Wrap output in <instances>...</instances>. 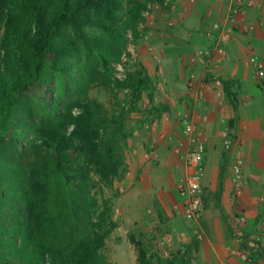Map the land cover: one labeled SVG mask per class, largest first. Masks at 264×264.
<instances>
[{"label":"trees","instance_id":"trees-1","mask_svg":"<svg viewBox=\"0 0 264 264\" xmlns=\"http://www.w3.org/2000/svg\"><path fill=\"white\" fill-rule=\"evenodd\" d=\"M152 1L0 0V264H112L104 249L118 223L102 194L123 177L136 116L153 109L142 105L153 81L127 48ZM129 241L138 264H192L197 248L163 258ZM252 241L239 248L255 264L264 250Z\"/></svg>","mask_w":264,"mask_h":264},{"label":"crops","instance_id":"crops-1","mask_svg":"<svg viewBox=\"0 0 264 264\" xmlns=\"http://www.w3.org/2000/svg\"><path fill=\"white\" fill-rule=\"evenodd\" d=\"M243 1V13L230 22L232 0H153L139 26L140 37L128 46L153 81L152 102L144 98L142 103L143 108L153 109L136 116L139 121L125 148L124 174L115 184L121 192L118 212L126 218L125 223L138 224L145 239H150L153 230H162L176 251L197 244L192 264H250L231 252L239 246L234 223L243 218L237 223L241 237L255 234L257 220L261 226L264 78L255 81L251 72L254 54L264 63V0ZM213 23L222 25L221 31L226 27L232 30L220 47L215 43L219 31L208 35ZM207 49L213 50V59L203 57ZM191 74L206 92L205 102L198 107L187 92ZM226 89L236 97V111L225 96ZM192 111L208 118L202 127L204 196L200 217L185 221L175 188L185 167L176 150L186 147L179 114ZM225 131L233 135L231 152L223 149ZM236 150L243 156L245 187L240 196L233 191ZM126 206L132 210L131 217L125 215ZM176 208L179 213L173 210ZM152 223L159 227L151 229ZM196 232L202 234L201 240L195 237ZM255 264H264L263 254Z\"/></svg>","mask_w":264,"mask_h":264},{"label":"built area","instance_id":"built-area-1","mask_svg":"<svg viewBox=\"0 0 264 264\" xmlns=\"http://www.w3.org/2000/svg\"><path fill=\"white\" fill-rule=\"evenodd\" d=\"M193 2L194 0H189ZM244 11V1L243 0H232L228 9V19L232 22L235 17L242 14ZM146 14V13H145ZM144 14V15H145ZM149 24L153 25V20H148ZM222 25L219 23H213L211 25V31L208 33L209 36H213V32L219 31L216 38V45L220 47L225 44L232 32L231 29L225 28L221 31ZM246 32V29H243ZM219 49V48H218ZM203 57L207 59H213L214 52L211 49H207L203 52ZM255 65L251 72V77L255 81H261L264 78V63L258 59L254 54ZM187 92L192 99L193 105L198 107L206 100V92L202 85L197 84L195 76L190 75L187 82ZM180 120L183 124L182 132L186 140V147L183 151L177 149L183 159L185 174L179 179L176 184V191L181 200L182 213L183 216L188 220H197L201 215L202 203H203V186L202 181L205 176V140L202 137V127L208 121V118L204 114H199L195 112L180 113ZM234 140L231 134L227 131L223 132V149L225 152H231L233 150ZM181 152V153H180ZM242 165L243 156L240 150L234 152V160L232 164V175H233V189L236 195L240 194L243 188L244 181L242 176ZM264 216V209H263ZM235 225L237 223H242L243 218H236ZM237 227V226H236ZM234 226V231L236 229ZM159 231L153 230L151 232V242L154 248L162 247L164 256H169V249H164V246H169V240L158 239ZM195 237L198 240L202 239V234L199 232L195 233ZM254 239L259 241L264 248V217L262 222L261 231L254 236ZM236 241L238 243L242 242V237L238 232L236 234ZM250 247L256 249L257 245L255 242L249 243ZM232 254L243 260L244 262L250 263L252 261L249 253L239 246L231 251Z\"/></svg>","mask_w":264,"mask_h":264},{"label":"rangeland","instance_id":"rangeland-1","mask_svg":"<svg viewBox=\"0 0 264 264\" xmlns=\"http://www.w3.org/2000/svg\"><path fill=\"white\" fill-rule=\"evenodd\" d=\"M142 1H145V0H142ZM131 43H132V41L129 42V44H131ZM129 44H128V46H129ZM128 46H127V48H128ZM258 59L260 60V58H258ZM260 61H262V60H260ZM124 62L126 64L128 63L126 61V58H124ZM133 63H138V62L131 56V62L129 63V66L132 65ZM115 66H116V69L118 70L117 75L119 77H123V74L125 73L123 65L116 64ZM252 70H253V68H252ZM90 96L96 98L97 100L101 101L105 105L108 104L109 95L102 88L91 89ZM195 113L202 114L200 111L199 112L195 111ZM243 181H244V178H243ZM176 184H177V182H176ZM244 187H245V181H244L243 188L240 191L239 195H236L235 191L233 190L235 196L242 195ZM175 188H176V186H175ZM102 196L104 198L111 200V202L113 203L112 215H113V219L115 221H117V223H118V226L114 229V231L110 234V236L106 240V245H105V249H104L105 256L107 257L108 261L111 262L112 264H138V262H137V251L134 248V246L130 243L129 235L132 234L136 237V239L144 241V242L151 241V238L145 239V235L141 232V230L137 229L138 224L133 225V224H128V223L124 222L126 220V218L124 217V215H122L120 212H118L119 206L117 205V202L121 197V192L117 189V187L113 188L112 190H104V193L102 194ZM203 196H204V194H203ZM259 201H260V203H262V206H263L261 226H260L259 221L257 220V222L255 223V228H254L255 234L252 237H250L251 234L246 235V236L243 235L244 239L246 238L249 240L248 245L250 243V239H253L254 236L256 234H258L262 228V222H263V217H264L263 216L264 195H262L260 197ZM125 208H126L125 215L128 217H131V212H132L131 208H129L127 206ZM173 210L176 211V213H179L178 208L173 209ZM182 216H183V214H182ZM183 218L185 219V221L188 220L184 216H183ZM236 226H237V229H235V230L237 232H240V229H239L240 226L235 225V227ZM157 227H159V225H153V223H152L150 228L156 229ZM158 239L169 240L168 237L165 235V233L162 230H159ZM162 247H160V248L156 247L154 249L156 250V252L159 256L166 258V256H164V254H163V248ZM165 248L169 249V255H171L172 253H174L176 251V249L172 246L171 241H169V246H164V249ZM263 250H264V248H263ZM261 253L264 255V251H262Z\"/></svg>","mask_w":264,"mask_h":264}]
</instances>
